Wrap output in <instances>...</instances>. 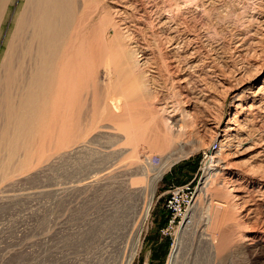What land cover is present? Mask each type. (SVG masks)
I'll return each instance as SVG.
<instances>
[{"label":"rangeland","instance_id":"obj_1","mask_svg":"<svg viewBox=\"0 0 264 264\" xmlns=\"http://www.w3.org/2000/svg\"><path fill=\"white\" fill-rule=\"evenodd\" d=\"M99 2L89 0L85 3L87 12L84 11L83 16L87 20L84 17L83 20L93 21L90 30L92 35L98 28L108 29L113 25L112 19L106 14L103 15L107 16L105 23L100 25V17L96 12ZM127 2L132 5V12L137 17L136 28L133 27L134 31L130 33L145 59L141 71L150 81L153 78L149 83L152 85H149V90L154 97L153 102H163L177 91H183L179 87H190L184 90L187 93H181L184 96L187 94L189 100L193 98L186 105L192 126L179 132L172 128L166 116L161 113L157 115L154 107L145 108L140 104L138 107L136 98L141 100L144 93L132 90L133 78L128 69L121 67L119 61L112 58L108 65H96L97 69L86 76L92 86L89 81L87 83L95 91L88 87V91H85L88 95L81 92L82 95L79 90H75L73 102L77 107L74 106L70 113L76 118L67 117L69 122L73 120L71 123L78 122L84 131H78L77 123L74 128L72 123L66 133L65 129L58 128L56 135L58 132L64 134L58 139L68 138L69 142L66 139L68 143L55 149L48 148L50 146L46 144L45 149L48 150L45 151H52L45 155L44 160L39 161L40 165L35 168L38 171L27 172L18 177V181L11 180L6 189L0 190V264H126L129 256L134 253L136 231L145 218V208L151 196L150 180L165 164L170 165L157 183L132 264H264L254 249L235 247L238 236L243 232L264 237V202L258 201L256 197L264 181V161L251 164L249 160V150L253 144L264 140V135H261L264 131V114L250 112L251 115H248L245 112L246 115L239 120L244 133L238 138L239 144L233 147L222 144L221 136L224 132L215 128L217 122L223 120L226 123L235 116L236 109L232 107L230 95L233 91L249 83L254 85L253 91H256L264 81V71L258 70L264 61V0ZM21 3V0H12L7 6L5 20L0 26V58L5 51L4 40L9 29H12V19ZM174 28H177L178 34L172 33ZM172 35L174 42L182 44L180 50L172 49L167 41L173 38ZM172 58L177 59L176 62ZM193 65L194 72H190ZM185 77L188 78V85L181 86L176 82ZM75 78L77 84L79 79L77 76ZM110 97L122 98L124 106L126 104L125 110L120 114L115 113L116 116L99 117V104L104 105ZM246 103L250 104L251 101ZM103 126L114 129L112 136L96 137L101 130L99 128ZM73 130L77 134L74 135ZM245 133L253 140H245ZM218 144L220 159L230 167L246 173L247 177L244 180L243 177L223 175L220 167H215L214 163L216 176L208 181L207 188L202 189L209 177L205 154L211 146L217 147ZM79 148H84V151L76 153ZM250 164L254 165L257 173L247 172L251 168ZM229 181H244L243 187L251 191V196L247 199L248 203L242 206L250 208L254 203L256 211L242 221V227L234 224L238 223L236 220L239 219L241 209L231 210L229 217L232 221H224L225 225L218 223L217 227L215 222V225L210 222L207 231L216 243L211 249L207 237L201 235V227L205 224L201 222L202 215L209 212L215 216V203L229 201L226 193ZM191 182L193 193L195 190L197 193L193 201L188 194L185 200L186 204L190 202V206L185 209V216L182 215L171 226L169 196L164 194L171 188ZM227 237L230 241H225ZM224 244L228 248L222 251Z\"/></svg>","mask_w":264,"mask_h":264},{"label":"bare ground","instance_id":"obj_2","mask_svg":"<svg viewBox=\"0 0 264 264\" xmlns=\"http://www.w3.org/2000/svg\"><path fill=\"white\" fill-rule=\"evenodd\" d=\"M11 1L12 0H0V26H1V22H3V19L5 20V13L7 14L8 11L7 6ZM99 1H100L99 6L96 12L97 15H99L100 17L99 18L97 16L100 19V25L102 24L103 26V24L105 23L104 20L107 19L105 18L107 16L103 17L104 14L108 15L110 17V18L108 17L109 19H112L113 25H111V27H108V29L104 27H103L104 29H100L96 27L98 28V31H94L92 35L90 33V30H92L91 23L93 21L85 22L83 20V17L86 18L85 16H83V14L87 12V10L85 11L86 8L85 3L89 2V0H87V2H84V0H21V2L23 3H21V5L18 6L17 12H15L16 15L12 19V29H9L10 32H8L6 36V40H4L5 51L0 58V190L6 189V187L10 185L8 183L11 180L18 181L19 180L18 177L24 175L27 172H31L32 170H35V168H38L37 166L40 165L39 161L44 160L43 158L46 157L45 155L51 152L53 147L55 149V147H58L59 145H63V143L69 142L68 138H66L68 139V142L65 141L66 140L65 138L58 139V137H62V135L64 134L60 133L61 134L60 136L58 132V136H57L56 133L58 128L65 129L64 132L66 130L68 131V128H70L73 123V122L71 123V121L73 120H71L70 122L68 120L70 118L73 119L75 117V115L73 116L72 115L73 113L71 114L70 112H73L74 106L77 107L75 101L73 102V98H74L73 96H75L73 92L75 90H79L80 94H82L81 92L85 94L86 93L85 91H88L87 89L88 87L94 89L93 91H95L94 87H90L91 83L89 80L88 81L90 84L87 83L88 81L86 76L88 74L91 75V73H93V70L95 69L96 65H98V67L100 64H102V67L104 66L103 64L108 65V63H110V59L112 58L115 61H119L121 67L123 66V68L128 69L127 71L129 72V75L133 78L132 79L133 86L131 87L132 90L137 92L140 91L144 93L143 94L144 98L141 97L140 98L141 100H139V97L136 98L139 100V101L137 100V105L140 104V106L142 105L145 108L149 106L154 107V110L157 113V115L158 113L159 114L161 113V115L166 116L169 119V121H171L172 128L179 132H184L185 129L192 126L191 123L189 122V120H191L189 115V110L186 109L187 103L192 102L190 101L192 97L189 100L187 99L188 97H186L187 94H185L184 96V94L181 93L184 90H186V88L188 89L190 87L185 86L186 87V88L184 87L185 89H183V87H179L183 91H179V92L177 91L173 96L164 99L163 102L162 100L161 101L156 100L155 102H153L154 97L151 95L149 90V85H151L149 83L152 82L153 78L150 81V79L146 75H144V73L141 71V67L142 65H144L145 59L143 58L141 52L138 51V47L135 46V43L133 41L134 39L131 37L132 35L130 33L131 31H134L133 29L136 28L135 25L137 24V19H136L137 17L135 18V15L132 12V8H133L132 5H130L127 2V0H106V2L105 0L104 1L99 0ZM103 2L107 4L106 9L104 7ZM91 18H93V16ZM162 23L161 25L162 27H164ZM94 24L97 26V23ZM177 28L172 29V33L176 32L178 34ZM172 37H171L172 39L167 40L169 41V44L172 47V49L176 50L179 49V47L182 48L181 47L182 44L180 45L179 44L180 42L178 43L174 42V36L172 35ZM103 45L105 46V48H102ZM99 46L100 49L98 48ZM190 58H194V57H190ZM172 60L175 61L177 59L172 58ZM261 64H259L258 67ZM107 65H105V67ZM195 65H200V64H195ZM193 67L194 65L192 66V68L190 67L191 71L188 70L190 68H188L187 71L194 72ZM168 68L167 70H169ZM106 70L107 69H105V71ZM258 70L264 71V61L262 66L259 67ZM96 73L94 74L96 75ZM107 73L109 74V72ZM76 76L78 77L77 80L79 79L78 80L79 82L77 81V84L75 81ZM96 76H98V73ZM189 77L190 76H188V78ZM90 78L91 76L89 77V79ZM188 78L185 77L182 79H178V81L176 82H178L181 86L188 85L187 84ZM79 83H82L83 85L82 84L80 85ZM92 89H89V91L90 90L92 91ZM253 90H254V85L253 84L251 85V83H249L240 86L237 90L233 91L230 94L232 96L231 99L232 107L236 109L235 116L232 120H228L226 123L223 122L222 120L215 124L216 130L218 131L221 130V133L224 132V134L221 136L223 137L221 141L223 145L226 143L233 147L234 144H239L238 138L242 136V133H244V129L241 127L242 124H240L239 120L241 119V117L244 116V114L246 115V113H249L248 115H251L250 112L251 113L262 112V114H264L263 111L264 81L262 82L260 88H258L256 91ZM86 94L88 95V93ZM138 94L141 93H137V95ZM133 95L131 94V96ZM204 95L208 96V94H204ZM202 96L200 95V97ZM108 98L106 100H108ZM195 98L197 99V97ZM248 101H251V103L247 104L246 102ZM81 103L83 104L82 100ZM123 103L124 102L122 98L117 99L112 97L104 105L103 103L99 104L101 105V107L99 106L98 108L100 109L101 113H99L98 116L100 115L99 117L103 118L104 116L105 117L110 116L115 113H119V114L122 113L125 110V106H126V104L124 106ZM77 104L79 105L78 102ZM198 104L199 103H197V105ZM182 106L184 108L183 110H180ZM100 111L98 110V112ZM66 112L68 113L67 116H66ZM70 115H72L73 117ZM116 115L117 114H115V116ZM93 117H95V115ZM77 121L80 122L81 120H77ZM76 123L75 124L78 126L77 128H79L78 131L80 130L79 132H81V129L83 128L82 125H80L82 127L80 128L79 123L78 122ZM89 123H92V121L91 122L89 121ZM75 124L73 123L72 125L73 128ZM83 126L88 127L86 125ZM99 129L101 130H99L98 134H96L97 135L96 137L112 136L114 130V129L112 130L110 126H103L102 128ZM69 131L72 130L69 129ZM75 134H77V132L74 131V135ZM261 135H264V131L262 132ZM219 136L220 135L218 133V137ZM245 137H246L245 140H248V142L253 140V138H251L249 134L247 135L245 133ZM259 142H260L259 144H255L253 142L255 145L252 143L253 147H251L252 149L250 148L251 150H249L250 158L249 157L248 158L251 164L264 161V140ZM46 144L50 146L48 148H52L49 152L45 151L46 149L48 150V148L45 149ZM65 145L67 146V144ZM83 149L79 148V150H76L75 152L79 153L81 152V150L83 152L84 151ZM219 150H220L219 144L217 147L213 145L207 150V153L205 154L206 168L208 167L207 172L209 177L204 182L203 184L204 186L202 189L207 188L208 181L214 176H216L214 174L215 169L213 168L214 163H216L215 167L217 168L220 167L221 173H223V175L230 174L231 176L238 178L243 177L244 180L247 177L246 173L241 172L240 170H238V168H232V166L230 167L228 163L222 161L217 153ZM241 154H243V152H241ZM169 165L165 164L161 169L159 168L160 170L158 169L155 176L151 180L149 179L150 180L149 193L151 196L147 203V208H145L144 221L141 227L139 228V230L136 231L137 236L136 239H134L135 240L134 248H133L134 253L129 256L126 264H132L133 260L135 259L136 250H138L140 244V235L143 232V227H144L143 224L148 218L150 205L156 193L157 183L162 178L163 174L166 172V169ZM36 170L38 171V169ZM247 172L257 173V170L255 169L254 165L253 166L251 165V168ZM229 182H230L228 185L229 189L227 188L226 190L227 196H229L228 198H230L229 201L228 202L226 201V203L223 202L215 203V208H214L215 216L214 215L212 216V214H209V212H207L208 214L202 215L203 221L201 222H204L205 224H203V226L201 227V235L207 237L206 240L208 241V244L211 249L214 247V244L216 243L213 242L215 240L214 237L211 234H209L207 231V229L210 227V225L208 227V224L210 222L211 224L215 222V224L218 227V223L224 224L223 223L224 221L226 222H229L230 220L232 221V219H230L231 217H229L231 210L236 211L237 209H241L240 215L238 216L239 219L236 220L238 223H234V224H236L238 227L239 226L242 227V221L245 218H247L249 215H251L252 212L255 210L253 208L254 203L249 206L250 208H245L244 206H242L245 205L246 202L248 203L247 199L249 198V196H251L250 195L251 191L248 192L247 189L243 187L244 181L241 183H235L231 181ZM262 184L260 185V188L256 192L257 195L254 193L256 197L259 198V199L257 198V200L260 202H264V181ZM195 194L191 201H193ZM220 226L222 225L220 224ZM240 235L241 236H238L239 238L235 243L236 244L235 247L239 249H254L257 255L259 256V258L264 261V237L261 235H257L255 233L252 234L248 232H243ZM228 238L229 237H227L226 239L224 238L225 241H227ZM229 239L228 241H230ZM222 243H224V241ZM227 248H228L227 244H224V246L222 247L223 249L222 251L227 250Z\"/></svg>","mask_w":264,"mask_h":264},{"label":"built area","instance_id":"obj_3","mask_svg":"<svg viewBox=\"0 0 264 264\" xmlns=\"http://www.w3.org/2000/svg\"><path fill=\"white\" fill-rule=\"evenodd\" d=\"M192 182L180 187L171 188L168 190L164 195L169 196V205L168 209L172 213V218L170 220V225L173 226L178 218H180L182 215H184V211L186 208H189L190 202L188 201L186 204L185 198L188 196V194L191 196L190 200H192L194 194L197 192L196 190L193 193V190L191 188ZM200 184V183H199ZM185 216V215H184ZM149 222V220H148ZM147 222V228L148 223Z\"/></svg>","mask_w":264,"mask_h":264}]
</instances>
